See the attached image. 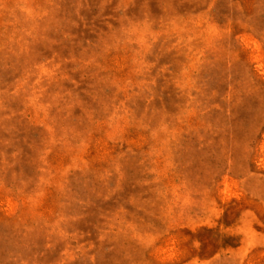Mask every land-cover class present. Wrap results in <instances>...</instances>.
<instances>
[{"label": "rangeland", "instance_id": "374dc122", "mask_svg": "<svg viewBox=\"0 0 264 264\" xmlns=\"http://www.w3.org/2000/svg\"><path fill=\"white\" fill-rule=\"evenodd\" d=\"M0 264H264V0H0Z\"/></svg>", "mask_w": 264, "mask_h": 264}]
</instances>
